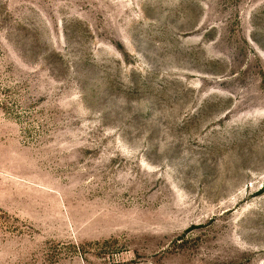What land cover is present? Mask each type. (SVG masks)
I'll return each instance as SVG.
<instances>
[{
  "label": "rangeland",
  "instance_id": "rangeland-1",
  "mask_svg": "<svg viewBox=\"0 0 264 264\" xmlns=\"http://www.w3.org/2000/svg\"><path fill=\"white\" fill-rule=\"evenodd\" d=\"M0 264H264V0H0Z\"/></svg>",
  "mask_w": 264,
  "mask_h": 264
}]
</instances>
